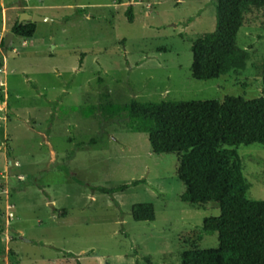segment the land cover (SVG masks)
Returning <instances> with one entry per match:
<instances>
[{"label": "rangeland", "instance_id": "rangeland-1", "mask_svg": "<svg viewBox=\"0 0 264 264\" xmlns=\"http://www.w3.org/2000/svg\"><path fill=\"white\" fill-rule=\"evenodd\" d=\"M217 3L0 0V264H12L9 251L20 264H182L185 251L218 248V234L199 236L219 208L182 202L178 156L155 154L128 119L133 101L261 97L264 9L238 35L244 71L192 76L193 43L215 31ZM25 12L53 22L6 47ZM237 152L247 198L264 201V146ZM138 204L154 205L155 221L136 222Z\"/></svg>", "mask_w": 264, "mask_h": 264}, {"label": "trees", "instance_id": "trees-1", "mask_svg": "<svg viewBox=\"0 0 264 264\" xmlns=\"http://www.w3.org/2000/svg\"><path fill=\"white\" fill-rule=\"evenodd\" d=\"M252 9H264V0H218L215 31L193 43L194 79L208 81L246 69L250 55L238 47L237 40ZM128 13L132 15L131 7ZM36 28L35 23L17 21L12 33L32 38ZM128 110L129 126L135 122L136 130L148 135L155 154L178 156L177 176L186 187L182 202L213 204L220 210L218 216L203 220L199 236L203 240L218 234V248L185 251L182 264H264V201L247 198L250 184L237 152L242 146H264V90L252 101L237 97L222 102L133 101ZM143 183L134 181L131 186ZM129 187L101 191L114 194ZM131 213L136 222L156 219L152 204L135 205ZM9 259L20 264L11 251Z\"/></svg>", "mask_w": 264, "mask_h": 264}, {"label": "water", "instance_id": "water-1", "mask_svg": "<svg viewBox=\"0 0 264 264\" xmlns=\"http://www.w3.org/2000/svg\"><path fill=\"white\" fill-rule=\"evenodd\" d=\"M23 20L26 21V23L32 22V23H38V22H48L52 23L53 20L47 17H41L37 15H30L28 13H23L20 16L19 23H23ZM14 36L13 33H9L6 40H5V46L7 47L9 42L11 41L12 37Z\"/></svg>", "mask_w": 264, "mask_h": 264}, {"label": "built area", "instance_id": "built-area-1", "mask_svg": "<svg viewBox=\"0 0 264 264\" xmlns=\"http://www.w3.org/2000/svg\"><path fill=\"white\" fill-rule=\"evenodd\" d=\"M14 218V215L11 213L9 214V219L12 220Z\"/></svg>", "mask_w": 264, "mask_h": 264}, {"label": "crops", "instance_id": "crops-1", "mask_svg": "<svg viewBox=\"0 0 264 264\" xmlns=\"http://www.w3.org/2000/svg\"><path fill=\"white\" fill-rule=\"evenodd\" d=\"M27 8H28V7H27ZM27 8H26V9H27ZM25 13H26V12H25ZM22 14H23V13H22ZM28 14L33 15L32 13H28ZM20 16H21V15H20ZM19 19H20V18H19ZM27 39H30V38H27ZM5 40H6V39H5ZM24 44H25V43H24ZM6 260H7V259H6Z\"/></svg>", "mask_w": 264, "mask_h": 264}]
</instances>
